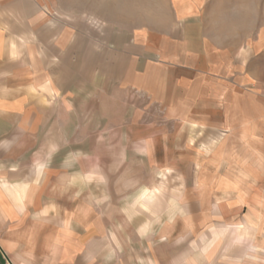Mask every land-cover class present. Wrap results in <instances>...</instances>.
Instances as JSON below:
<instances>
[{"label":"rangeland","instance_id":"374dc122","mask_svg":"<svg viewBox=\"0 0 264 264\" xmlns=\"http://www.w3.org/2000/svg\"><path fill=\"white\" fill-rule=\"evenodd\" d=\"M263 117L264 0H0V198L77 264H264Z\"/></svg>","mask_w":264,"mask_h":264},{"label":"crops","instance_id":"0c3cea01","mask_svg":"<svg viewBox=\"0 0 264 264\" xmlns=\"http://www.w3.org/2000/svg\"><path fill=\"white\" fill-rule=\"evenodd\" d=\"M187 43L186 39L184 53L181 55L186 64L189 57ZM191 54L198 63L205 58L204 53L197 50ZM257 124L263 127L264 117ZM260 133L264 134V130ZM251 138L259 141L260 134L252 132ZM252 155L260 157V169L237 177L233 188L264 189V149H253ZM25 186L23 189H26ZM27 187L28 193L22 201L11 194H5L4 199L0 198V264H77L75 241L66 238V232L60 228L58 220L54 219L56 215L44 211V206L52 203L35 197V188ZM159 193L160 190L155 189L147 198L148 202L153 201ZM222 204L225 205V202ZM67 232L69 234L71 230Z\"/></svg>","mask_w":264,"mask_h":264}]
</instances>
